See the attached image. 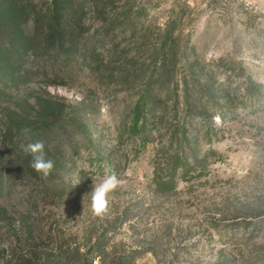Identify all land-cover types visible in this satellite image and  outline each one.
I'll return each instance as SVG.
<instances>
[{
	"label": "rangeland",
	"instance_id": "1",
	"mask_svg": "<svg viewBox=\"0 0 264 264\" xmlns=\"http://www.w3.org/2000/svg\"><path fill=\"white\" fill-rule=\"evenodd\" d=\"M0 154V264H264V0H0Z\"/></svg>",
	"mask_w": 264,
	"mask_h": 264
},
{
	"label": "clouds",
	"instance_id": "2",
	"mask_svg": "<svg viewBox=\"0 0 264 264\" xmlns=\"http://www.w3.org/2000/svg\"><path fill=\"white\" fill-rule=\"evenodd\" d=\"M25 131H28L25 129ZM26 156L30 155L29 166L42 178H47L54 170V162L46 159L44 141H35L23 146ZM120 180L114 171L106 172L102 181L92 188L91 211L94 216L103 217L109 210V194L117 189Z\"/></svg>",
	"mask_w": 264,
	"mask_h": 264
},
{
	"label": "trees",
	"instance_id": "3",
	"mask_svg": "<svg viewBox=\"0 0 264 264\" xmlns=\"http://www.w3.org/2000/svg\"><path fill=\"white\" fill-rule=\"evenodd\" d=\"M139 111L137 113V117L135 118V127H137L138 122L141 118V114ZM177 133V132H176ZM179 134V133H178ZM178 134H176V152L164 157L160 162L157 163L158 168L156 169V180L158 181L157 184L162 187V188H169L171 185H174V180L176 179V177H178V171L179 169H182L184 173V171H186L187 167L189 166V160H188V156L186 155V149H185V145L187 144V138L185 137V135L183 134L182 137L181 135L178 136ZM39 141H43V139H39ZM191 156H197L194 154H191ZM1 159H3V155L0 154V162ZM28 176L31 177H36V178H41L39 174H37L32 168L27 169ZM0 173H1V168H0ZM180 175V174H179ZM45 179V178H44ZM41 182H44V180L41 178L40 179ZM47 188H51L53 185H46V183H44V187H37L39 190L45 189ZM60 188H58L59 190ZM3 191V183L1 181L0 178V195ZM64 192L62 191L61 194H63ZM32 257V256H31ZM26 258L24 255H19L16 260L18 262H20V264H30L32 263V258ZM54 258H49L48 256L46 257L45 261L42 264H56ZM80 263V262H79ZM84 263V262H83ZM74 264V263H71Z\"/></svg>",
	"mask_w": 264,
	"mask_h": 264
}]
</instances>
